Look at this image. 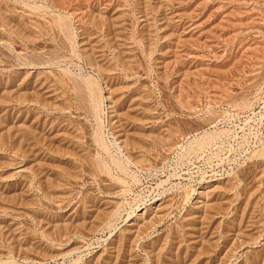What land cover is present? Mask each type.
<instances>
[{
  "label": "rangeland",
  "instance_id": "1",
  "mask_svg": "<svg viewBox=\"0 0 264 264\" xmlns=\"http://www.w3.org/2000/svg\"><path fill=\"white\" fill-rule=\"evenodd\" d=\"M0 264H264V0H0Z\"/></svg>",
  "mask_w": 264,
  "mask_h": 264
}]
</instances>
